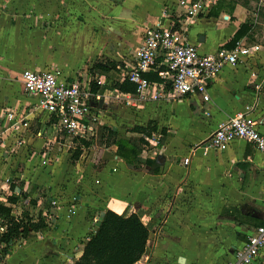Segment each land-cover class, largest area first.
Wrapping results in <instances>:
<instances>
[{
    "label": "crops",
    "instance_id": "0c3cea01",
    "mask_svg": "<svg viewBox=\"0 0 264 264\" xmlns=\"http://www.w3.org/2000/svg\"><path fill=\"white\" fill-rule=\"evenodd\" d=\"M165 1L72 0L83 9L81 12L65 10L45 17L50 20L45 27L42 25L46 34L42 38L45 58L38 63H27L34 68L31 70L59 67L70 77L79 75L91 86L95 82L99 86L96 93L101 96L98 102L101 122L107 123L121 137L134 138L146 135L134 132L135 126H147L152 121L157 130L151 135L161 134L162 141L156 147L142 145L139 155L150 162L133 166L118 155L117 145L101 148L100 163L88 156L77 177L80 182H76L79 187L74 193L77 194L71 192V181H66V190H47L45 198L48 197L50 203L56 200L58 205L51 208L53 217H49L57 224L55 230L49 231L57 245H51L48 240L40 241L46 264H73L82 254V238L107 209L119 214L132 209L149 227L146 264L232 261L237 248L264 221V154L244 140H235L223 150L208 144L219 123L244 111L248 105L254 106L253 115L262 119L264 130V43L255 42L254 37L264 26V7L260 6V0H251L249 6L245 5V0H214L208 13L188 25L187 36L202 53L215 52L247 20H251L252 29L241 39L260 45V49L243 62L223 69L209 88V101L195 94L134 107L118 97L126 92L119 91L116 85L124 80L121 72L131 62L128 59L134 57L145 28L161 19ZM177 1L169 7L175 8ZM224 7L234 11L233 14L223 12ZM216 8L219 14L211 15ZM112 62L116 67L110 65ZM103 67L111 68L104 70ZM25 69L28 68L7 66L0 74V134H10L17 142L16 133L4 131L3 124L7 121L1 119V115L6 109L26 111L31 127L19 134L22 141L19 148L38 149L41 142H45L46 124L51 135H60L67 147L70 146V140L55 129L45 112L29 113L37 100L25 91L22 80ZM112 97L126 102L122 104L120 121H134L138 115L147 117V124L131 125L124 133L116 121L106 118L114 106L119 105ZM37 122L42 126H37ZM35 126L40 127L35 130ZM163 130H166L165 135ZM187 157L189 163L184 162ZM32 162L28 161L27 166ZM26 175H17L18 181L25 182ZM35 180L36 177L31 183H44L42 178ZM15 183L19 186V182ZM49 184L54 182L50 180ZM5 192H0V198ZM32 194L37 198L40 191L34 190ZM0 260L3 264L9 263L8 259ZM253 264H264V249Z\"/></svg>",
    "mask_w": 264,
    "mask_h": 264
},
{
    "label": "built area",
    "instance_id": "2783aa9c",
    "mask_svg": "<svg viewBox=\"0 0 264 264\" xmlns=\"http://www.w3.org/2000/svg\"><path fill=\"white\" fill-rule=\"evenodd\" d=\"M214 0H178L175 8L166 7L161 19L144 30L142 42L135 51L132 65H127L125 78L136 84V91L118 95L134 107L147 102L172 101L189 95L199 94L205 101L210 100L209 88L213 81L228 65L243 62L260 49V45L246 44L238 40L234 47H219L215 52L202 53L190 42L187 36L188 25L201 14L208 13ZM264 7V0H260ZM155 73L159 81H151L145 74ZM25 91L37 101L29 113L43 111L53 123L55 129L70 140V146L76 149L82 140L96 138L102 116L98 102L101 96L92 91L89 81L79 75L70 77L59 67L46 70L25 69L22 72ZM100 83V81H98ZM254 106H246L233 117L219 123L211 135L209 147L223 150L235 140H244L264 154L263 121L253 115ZM1 119L7 121L4 131L16 133L17 143L22 144L19 134L30 128L28 113L6 109ZM149 147L158 146L161 134L145 135ZM146 145V147H147ZM48 159L43 160L46 164ZM190 158L184 162L189 163ZM0 192L6 195L20 193L10 176L0 180ZM8 192V193H7ZM3 198V199H2ZM0 201H6L2 196ZM57 206L56 200L51 201ZM72 211L71 209L69 210ZM45 214H47L45 212ZM53 217L52 214L47 216ZM6 230L0 223V232ZM264 249V226H259L247 240L237 248L235 258L228 264H253ZM0 264L3 261L0 260Z\"/></svg>",
    "mask_w": 264,
    "mask_h": 264
},
{
    "label": "rangeland",
    "instance_id": "374dc122",
    "mask_svg": "<svg viewBox=\"0 0 264 264\" xmlns=\"http://www.w3.org/2000/svg\"><path fill=\"white\" fill-rule=\"evenodd\" d=\"M71 1L0 0V74L3 73L4 67L7 66L12 68L19 67L20 69L24 66L28 69H34L27 63H38L40 59L45 58L44 49L46 46L42 43V38L44 39L46 34H44L45 31L42 25L44 26L46 22L50 23V20L45 17L46 15L50 16V13L65 10L75 12H81L83 10L80 6H75V2L73 3ZM173 1L166 0L164 7H168ZM227 2H231V0ZM235 6L233 9H235ZM223 12L232 15L234 11L232 12L228 7H224ZM254 37L255 42L259 44L264 43V26L261 30L259 29L257 31ZM129 60L131 62L128 65H132L134 57H132V60L131 58ZM122 72L121 74L125 75L127 68L123 69ZM111 99L119 103V105H115V109L110 111L106 118H111V120L116 121L118 127H123L124 133H127L128 129H131V125H137L138 123L147 124L148 118H140L138 115L134 118V121L126 119L120 121L123 117L122 104H126V102L123 99H113V97ZM180 99L178 98V100ZM38 125L42 126V123L37 122ZM39 127L36 129L35 126V130H38ZM50 131L49 124H46L43 134L45 142L43 140L40 144L41 146L36 150L32 146L22 150L18 147L16 140L9 137L10 134L9 136L0 134V180H4L6 175L13 177L15 182H19L20 193L27 192L31 197H33L32 193L34 190L38 189L40 191V196L36 198L40 204L38 208H47L49 206L50 202L48 197L45 198L48 189L51 192L53 188L66 190L68 185L66 181H71V184L73 183L71 192L77 194L74 193L77 192L79 187L77 183H80L77 177L83 171L88 156L92 159L95 158L100 163L102 159L100 157L102 154L100 153L102 151L101 148H106V144H98L96 138H94L92 145L90 147H83L85 148L83 153L79 158H76L75 153L77 150L72 147L70 148L69 145L67 147V142H65L66 140L64 138L60 135H51ZM50 138L51 140H49ZM50 151H52L51 156L48 155ZM38 156L40 157L38 158ZM47 156V164H44L43 159L45 160ZM35 158L36 160H34ZM28 161H33L30 167L27 166ZM72 164L75 165V168L72 167ZM21 173L27 174L25 176V182L22 180L18 181L19 178H17V175H21ZM34 177L37 180L44 179V183L41 185L32 184L31 180ZM73 178L76 179L75 182H73ZM50 180L54 184H49ZM27 183L28 185H26ZM5 196L8 197V195ZM38 208L32 207L29 203V198L22 196L20 201L14 206L13 214L20 217L23 215L24 210L30 209L32 215L37 218L40 211ZM48 221L49 226L47 229L44 228L38 232L31 231L27 238L15 241L8 253L4 254L2 248H0V256L3 254V258L8 259V264H46V260L43 259L44 255L41 254L44 252L43 242L40 241L48 240L51 245H57L54 243L55 238H51L49 234V231L55 230L57 224L52 219L48 218ZM208 262L204 261L203 263ZM225 264H228V262Z\"/></svg>",
    "mask_w": 264,
    "mask_h": 264
},
{
    "label": "trees",
    "instance_id": "16d2710c",
    "mask_svg": "<svg viewBox=\"0 0 264 264\" xmlns=\"http://www.w3.org/2000/svg\"><path fill=\"white\" fill-rule=\"evenodd\" d=\"M250 2L251 0H245L244 3L246 6H249ZM219 8H216L210 14H219ZM254 8L256 10V6ZM251 29V20H247L220 47H234L236 42L241 40ZM110 65L116 67L115 63ZM109 68L103 67L102 69L109 70ZM145 76L151 81H159V77L155 73H148ZM116 86L122 92L136 91V84L128 78H125ZM91 89L96 93L99 90V86L93 82ZM132 130L151 135L153 131L157 130V125H153L151 121L147 126H135ZM165 132L166 130H163L164 135ZM82 142L83 144L76 148V158H79L83 153L85 149L83 147H90L92 145V141L82 140ZM96 142L98 144H106V146L117 145L118 155L130 166L137 165L140 162H150L148 159H141L139 155L141 146H145L147 143L144 136L134 138L121 137L107 123L100 122ZM15 185V182L11 185L12 190ZM22 196L29 198V203L32 207L38 208V200L31 197L27 192L19 194L14 192L7 197L6 202L0 201V223L6 226V230L0 232V248H2L4 254L9 252L15 241L27 238L31 231L38 232L49 226L47 216L52 213L51 208L53 206L51 203L47 208H43L44 210L39 209L37 218L32 215L30 209L24 210L23 215L20 217L13 214L14 206L20 201ZM260 225H264V221L258 224V226ZM150 234L149 227L134 210L131 209L122 214L111 209L104 210L101 219L96 222L95 227L90 229L87 235L82 238V242L84 243L82 254L73 264H146L148 261L146 249ZM3 256L2 254L0 259L3 260Z\"/></svg>",
    "mask_w": 264,
    "mask_h": 264
}]
</instances>
